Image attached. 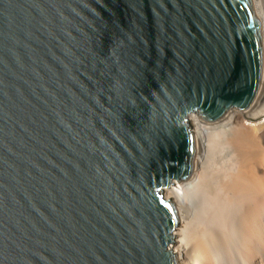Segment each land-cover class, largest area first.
Listing matches in <instances>:
<instances>
[{
  "label": "water",
  "instance_id": "1",
  "mask_svg": "<svg viewBox=\"0 0 264 264\" xmlns=\"http://www.w3.org/2000/svg\"><path fill=\"white\" fill-rule=\"evenodd\" d=\"M263 83L264 0H0V264H178L190 115Z\"/></svg>",
  "mask_w": 264,
  "mask_h": 264
},
{
  "label": "bare ground",
  "instance_id": "2",
  "mask_svg": "<svg viewBox=\"0 0 264 264\" xmlns=\"http://www.w3.org/2000/svg\"><path fill=\"white\" fill-rule=\"evenodd\" d=\"M190 119L195 167L164 192L181 208L172 246L178 264H264V83L247 113Z\"/></svg>",
  "mask_w": 264,
  "mask_h": 264
},
{
  "label": "rangeland",
  "instance_id": "3",
  "mask_svg": "<svg viewBox=\"0 0 264 264\" xmlns=\"http://www.w3.org/2000/svg\"><path fill=\"white\" fill-rule=\"evenodd\" d=\"M191 124H192V127H193V123H192V120H191ZM164 192H165V190H164ZM168 197L172 198L171 196H168Z\"/></svg>",
  "mask_w": 264,
  "mask_h": 264
}]
</instances>
